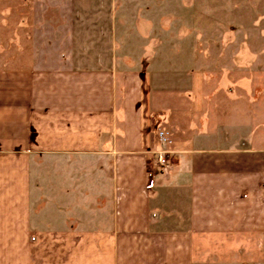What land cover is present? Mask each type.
<instances>
[{"label":"crops","instance_id":"1","mask_svg":"<svg viewBox=\"0 0 264 264\" xmlns=\"http://www.w3.org/2000/svg\"><path fill=\"white\" fill-rule=\"evenodd\" d=\"M253 77L264 0H0V264H264Z\"/></svg>","mask_w":264,"mask_h":264},{"label":"built area","instance_id":"2","mask_svg":"<svg viewBox=\"0 0 264 264\" xmlns=\"http://www.w3.org/2000/svg\"><path fill=\"white\" fill-rule=\"evenodd\" d=\"M156 136L158 140V148L154 151L155 161L153 165H156L157 167H165L168 165L170 159L172 137L170 132L166 129H158Z\"/></svg>","mask_w":264,"mask_h":264},{"label":"rangeland","instance_id":"3","mask_svg":"<svg viewBox=\"0 0 264 264\" xmlns=\"http://www.w3.org/2000/svg\"><path fill=\"white\" fill-rule=\"evenodd\" d=\"M241 15V16H240ZM239 16H240V19H241V22L243 23L242 25H245V24H247L248 22H250V21H245L246 20V15L244 16V13H243V15L242 14H240ZM252 24H254V23H251V25ZM243 32H246V33H251V34H254V36H255V32H256V30H253V28H249V29H243L242 30ZM218 34H219V31H218ZM206 37V41H207V39H208V37H207V34L205 35ZM236 45H234V47H235ZM238 47H240V46H238ZM202 48H206V49H208V46L206 45V46H202ZM232 81H236L237 79H239V78H230ZM214 80H219V78H206V83H211L212 84V82H214ZM249 80H250V82H251V84H252V86L254 87V88H256L255 86H259L260 88H262V87H264V78H258V77H253V78H249ZM239 81V80H238ZM235 83V82H234ZM209 85V84H208ZM250 100H255V101H257V100H262V101H264V91H262V92H253V93H251L250 94ZM254 101V102H255ZM256 104V103H255ZM253 113H252V116L253 117H256V109L254 108L253 109Z\"/></svg>","mask_w":264,"mask_h":264}]
</instances>
